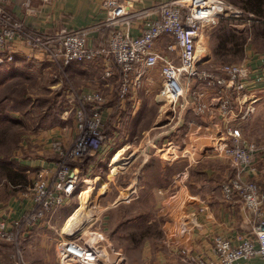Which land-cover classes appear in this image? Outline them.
<instances>
[{"label":"built area","instance_id":"2783aa9c","mask_svg":"<svg viewBox=\"0 0 264 264\" xmlns=\"http://www.w3.org/2000/svg\"><path fill=\"white\" fill-rule=\"evenodd\" d=\"M103 5L108 13L100 22L44 32L30 27L23 18L0 3V61L14 60L15 48L21 42L29 48L30 57L49 62L55 72L68 77L67 68L71 64L104 57L111 61L105 69V78L119 70L121 105L140 85L145 73L159 67L162 76L159 100L168 101L179 118L188 108L196 114L210 113L213 107L209 97L212 92H217L220 95L218 111L229 122L235 97L244 88L249 70L243 63L225 64L221 70L201 66L208 58L204 29L233 12L226 0H170L140 9L118 0H105ZM139 20L141 32L134 34L132 29ZM103 29L109 31L106 41L91 45V34ZM164 37L169 40L163 51L158 42ZM65 93L74 113L72 141L66 143L61 138H51L50 146L58 158L54 166L43 167L34 179L31 207L20 217L0 218V243L11 244L13 264H30L24 254L23 242L49 216L67 205L84 182H88L89 173L96 172V167L110 152L104 151L106 142L115 143L112 149L116 147V134L105 131V94L98 89L88 90L75 85L67 87ZM222 149L239 169L237 176L222 183L223 195L227 200L239 197L244 207L256 214L258 221L252 232L240 235L237 242L219 235L206 253L182 252L190 255L188 260L195 264H234L256 255L264 264V216L261 214L264 186L243 177L246 172L255 170L254 153L258 145L243 139L233 126L228 125ZM86 155L95 159L83 166L81 162ZM61 243V264H98L101 254L94 244L81 243L75 238Z\"/></svg>","mask_w":264,"mask_h":264},{"label":"crops","instance_id":"0c3cea01","mask_svg":"<svg viewBox=\"0 0 264 264\" xmlns=\"http://www.w3.org/2000/svg\"><path fill=\"white\" fill-rule=\"evenodd\" d=\"M118 1L126 2L134 9H140L170 0ZM104 2L105 0H0V3L23 18L30 27L44 32L80 28L100 22L108 13ZM227 2L233 8V12L221 18L228 19L229 28L240 35L237 37L240 42L236 46L238 56L225 60L227 62L214 60L215 42L212 34L221 18L217 23L206 26L204 35L208 55L205 63L211 64L210 69L221 70L225 64L243 63L249 70L244 88L235 97L229 122L222 118L218 111L220 95L217 92H212L209 97L213 107L210 113L195 115V112L188 108L183 116L186 123L185 128L183 127L184 133H181L179 138H169V141L163 142L162 146L157 148L145 146L138 166V172L141 170L144 177L142 184L140 182L139 185L132 186L133 196L126 201L127 212L136 208L131 213L139 217L138 221L141 220L144 229L157 228L165 231L159 243L155 241V244H152L151 238L146 239L144 243L146 248L159 246L155 254L164 262L176 264L179 261L177 255L181 258L183 250L192 254L206 253L213 239L219 235L237 242L240 235L252 232L258 221L256 214L248 211L239 197L227 200L223 195L222 183L237 176L239 169L224 154L222 148L226 143L228 125L233 126L243 139L255 142L258 145L254 153L255 170L246 172L243 177L256 180L264 186V17L259 16L255 10L243 8L242 3L236 4L232 0ZM139 22L140 20L132 29L134 34L141 32ZM108 34V29L95 31L91 34L89 43L100 45L106 41ZM168 40V37L159 40L158 47L164 51ZM231 46L232 42H227L226 51L234 53L229 50ZM15 49L14 63L21 64L27 59L40 63L30 57L29 48L23 43L18 42ZM110 62L101 57L93 61L73 63L77 67L69 66L68 73L70 77L77 79L78 87L103 90L107 98L105 116L107 118L114 116L116 120V124H113L115 135L120 133L118 128L123 123L120 121H124L126 115L131 117L133 122L137 119L142 104L140 90L150 78H145L144 75L140 85L132 90L126 103L121 105L118 97L119 70L116 69L111 77H104L105 69ZM43 63L40 64L44 65ZM153 69L160 72L159 67ZM148 127L142 132L144 133ZM64 130H66L64 127L61 129L58 126L48 130L40 129L30 136L31 144L23 142L17 144L15 158L0 159V168L10 166L12 170L11 177L7 173L0 174V218L20 217L31 207L30 194L34 179L43 167L54 166L58 158L50 146L51 138L61 134L60 137L63 136L66 143L72 141ZM120 139L123 141V138ZM131 143L134 142L122 145ZM117 153L111 156L112 159L109 157L111 160L108 166H114L119 158L116 157ZM88 192L84 193L87 197ZM81 197L84 201L83 193ZM131 202H135L132 208L129 206ZM138 203L143 204L139 211L136 207ZM122 210L120 204L112 207L114 215L121 214ZM131 213L129 214L132 217ZM261 214L264 216V203ZM127 222H132V218ZM154 223L162 225L155 227ZM47 224L36 227L35 231L43 229V225L48 227ZM30 239L31 237L27 238L28 242L24 246L27 261L30 264L46 263L48 258L45 253L39 256V260L32 257L34 247L38 246V250L41 251L43 245L29 244ZM113 239L117 241L116 238ZM31 249L33 251L30 256ZM148 249L150 254L153 253L151 247ZM185 257L188 259L186 255ZM13 263L14 251L11 244L1 242L0 264ZM234 264L262 263L260 257L256 255L250 259L238 260Z\"/></svg>","mask_w":264,"mask_h":264},{"label":"rangeland","instance_id":"374dc122","mask_svg":"<svg viewBox=\"0 0 264 264\" xmlns=\"http://www.w3.org/2000/svg\"><path fill=\"white\" fill-rule=\"evenodd\" d=\"M37 61L44 62V65L31 59L24 60L21 64L20 62L14 63L12 60L10 63L15 64L16 68L10 69L9 62L0 61V140L4 139L5 142L0 144V159L15 158L17 144L20 142L31 144L30 136L40 129L48 130L57 126L62 129L64 127L69 139H73L75 135L74 113L66 99L65 89L70 85L77 86V79L70 77L69 67L67 68L68 77L65 76V78L62 72L52 71L54 66L46 68L45 66H51L49 62ZM71 65L77 67L75 64ZM201 66L206 69L212 68L211 64L205 62ZM144 77H149L150 81H146L140 90L142 104L139 108L141 114L139 113V118L137 117L138 123L135 124V121L132 122L133 119L126 115V119L120 121L123 122L118 128L120 133L116 134V147L120 148L114 151L117 149L116 147L112 149L115 143L110 144L109 141L106 142V148L104 147L107 154L111 152L110 157L121 150V155L114 166H108L112 157L109 159V156H106L105 159L108 157L105 160L107 161L106 166L100 173L98 174L97 171L89 173L88 182L82 184L69 204L61 207L41 223V225L48 223V227L43 225V229L36 231L34 229L28 236L31 237L29 244L42 243L41 251L38 250V246L34 247L32 255L39 260V256L45 253L48 259L42 264H61V242L74 238L81 243L86 242L98 247L101 254L98 264H174L164 262L156 256L155 253L160 248L159 246L148 245V248L151 247L153 250L151 254L149 249L144 247L146 239L149 238L152 244H155V241L159 243L165 231L157 228L144 229V224L141 220L138 221L139 217L131 213L136 210L132 208L135 202L129 205L132 208L129 212L132 215V222L126 220V216L130 214L126 212L127 208L124 206L128 205L126 201L133 196L131 195L132 186L139 185L140 182L142 184L144 178L141 170L138 172V166L145 146L161 147L163 142L169 141V138H179L181 133H184V124L186 126L183 121L186 110L180 119L168 101L159 100L162 88L160 72L150 69ZM110 118H105L106 123ZM113 120L116 124V120ZM146 127L148 128L143 133ZM128 133L129 137H127ZM60 136L54 137L63 139V136ZM120 138H123V141ZM126 142L134 143L122 145ZM85 189H89V198L87 197L86 202L81 197ZM119 204L123 211L119 215H114L112 207ZM136 207L139 211L143 204L138 203ZM153 225L158 227L162 224L154 223ZM133 235L137 238H133ZM113 238L117 241H113ZM23 245L25 246L26 243ZM32 251V249L29 251L30 256ZM24 254L27 258L25 251ZM183 254L182 257L179 252L181 258L177 255L179 261L176 264H195Z\"/></svg>","mask_w":264,"mask_h":264},{"label":"trees","instance_id":"16d2710c","mask_svg":"<svg viewBox=\"0 0 264 264\" xmlns=\"http://www.w3.org/2000/svg\"><path fill=\"white\" fill-rule=\"evenodd\" d=\"M232 1L234 3H236V4L237 3H242L243 8L255 10V12L259 16L264 17V0H232ZM229 24L230 23H229V20L228 19L221 18L220 21H219V23H218V25H217V28L214 30V33L212 34V39L215 42L214 47H213L214 60L215 61H218V62H227L225 60H227V59L231 60V59H234V57L238 56V54H237L238 53V51H237L238 48H236V46L240 42V40L237 38L240 35H238L237 33L233 32L229 28ZM227 42H232V46L229 48V50L232 51V52H234V53H230L228 50L226 51V49H227ZM229 64H231V63H229ZM8 65H10V67H9L10 69H12L13 67L16 66L13 63H8ZM114 118H115L114 116L112 117V119L110 118V120H108L107 123H106V125H105V131L108 134H110V135H114V132H113V124H114V120L113 119ZM134 121H135L134 123L136 124V123H138L139 119H135ZM3 143H5L4 142V139L3 140H0V144H3ZM110 155H111V152L108 154V156L110 157ZM94 159H95L94 156L86 155L83 158L81 164L83 166H87ZM107 159H108V157H107ZM107 159H105V160H107ZM105 160L102 161V162H100L99 165L96 167V171L98 172V174L100 173V171L102 170V168H104V166H106L107 161L105 162ZM10 168H11L10 166H3L2 168H0V172L2 174L7 173L8 176L11 177L12 170ZM75 195H77V192L74 194V196ZM124 207L127 208V206H124ZM130 218H132L130 215H127L126 216V220L127 221ZM135 235L139 237L138 234L135 233ZM135 235H133V238H137ZM26 241H27V239L23 243H26Z\"/></svg>","mask_w":264,"mask_h":264},{"label":"bare ground","instance_id":"6f19581e","mask_svg":"<svg viewBox=\"0 0 264 264\" xmlns=\"http://www.w3.org/2000/svg\"><path fill=\"white\" fill-rule=\"evenodd\" d=\"M119 155H121V150L120 151H118V153H117V155H116V157H119ZM89 191V189H85V190H83L82 191V193H83V195H84V202H86L87 201V195L86 194H84V193H87ZM81 193V194H82ZM89 198V197H88ZM85 204V203H84ZM79 212V211H78ZM76 217V216H75ZM74 220V219H73Z\"/></svg>","mask_w":264,"mask_h":264},{"label":"water","instance_id":"95a60500","mask_svg":"<svg viewBox=\"0 0 264 264\" xmlns=\"http://www.w3.org/2000/svg\"><path fill=\"white\" fill-rule=\"evenodd\" d=\"M32 10H34V9H32ZM32 10H31V11H32Z\"/></svg>","mask_w":264,"mask_h":264}]
</instances>
